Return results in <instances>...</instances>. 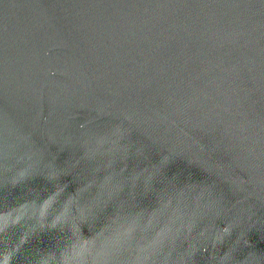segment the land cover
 <instances>
[{"label":"water","instance_id":"1","mask_svg":"<svg viewBox=\"0 0 264 264\" xmlns=\"http://www.w3.org/2000/svg\"><path fill=\"white\" fill-rule=\"evenodd\" d=\"M0 264H264V0H0Z\"/></svg>","mask_w":264,"mask_h":264}]
</instances>
